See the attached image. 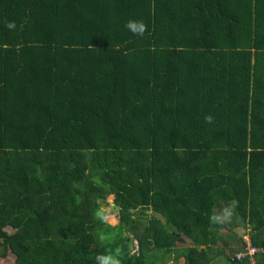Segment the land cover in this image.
I'll use <instances>...</instances> for the list:
<instances>
[{
  "label": "trees",
  "instance_id": "16d2710c",
  "mask_svg": "<svg viewBox=\"0 0 264 264\" xmlns=\"http://www.w3.org/2000/svg\"><path fill=\"white\" fill-rule=\"evenodd\" d=\"M232 203L238 236L209 221ZM118 246L264 264V0H0V259Z\"/></svg>",
  "mask_w": 264,
  "mask_h": 264
},
{
  "label": "clouds",
  "instance_id": "9594fccd",
  "mask_svg": "<svg viewBox=\"0 0 264 264\" xmlns=\"http://www.w3.org/2000/svg\"><path fill=\"white\" fill-rule=\"evenodd\" d=\"M6 27L9 30H13L15 29L16 25L14 22H8L6 24ZM125 28L134 36H142L147 30V25L142 20L128 19L125 23ZM207 119L209 120V122L211 121V117H207ZM233 214L234 203L224 204L221 209H212L209 216V221L212 224H224L231 220ZM97 215L102 220H104V222H109L108 216L103 212H98ZM97 238L102 245L106 243L110 244L113 241V236L105 232H98ZM123 255V251L119 246L115 247L114 249L106 248L104 252L95 255V264H122Z\"/></svg>",
  "mask_w": 264,
  "mask_h": 264
},
{
  "label": "rangeland",
  "instance_id": "374dc122",
  "mask_svg": "<svg viewBox=\"0 0 264 264\" xmlns=\"http://www.w3.org/2000/svg\"><path fill=\"white\" fill-rule=\"evenodd\" d=\"M113 202V196L110 195L107 200L106 203L103 204L102 209L106 212V215L109 218V222L112 225H117L119 218H118V212L114 209V206L112 204ZM234 221V220H233ZM233 221L232 219L224 224H219L218 230L219 233H222V235L225 234H232V235H236L238 236V234L241 235L242 232V227L241 228H234L233 225ZM144 229V225H141L138 229H136L137 232L142 231ZM248 230V229H247ZM246 230V232H247ZM247 233H245L244 236L247 237ZM245 237V238H246ZM233 243L230 242V245H232ZM220 247V246H219ZM217 250V249H216ZM148 255V260L153 261L152 264H182V258L180 259H175L174 255L172 253H163V252H158L156 250L151 251L150 253L147 254ZM225 256L224 255H215L214 258H212V260H210V264H223L225 263ZM12 258H8L7 260H5L3 262L2 259H0V264H5V262H10Z\"/></svg>",
  "mask_w": 264,
  "mask_h": 264
},
{
  "label": "built area",
  "instance_id": "2783aa9c",
  "mask_svg": "<svg viewBox=\"0 0 264 264\" xmlns=\"http://www.w3.org/2000/svg\"><path fill=\"white\" fill-rule=\"evenodd\" d=\"M257 251V248L256 247H253L249 242H248V245L246 247V251L245 252H240L236 255V258H241V257H244L245 255H248L250 260H252V255ZM252 264H255L253 261H252Z\"/></svg>",
  "mask_w": 264,
  "mask_h": 264
},
{
  "label": "water",
  "instance_id": "95a60500",
  "mask_svg": "<svg viewBox=\"0 0 264 264\" xmlns=\"http://www.w3.org/2000/svg\"><path fill=\"white\" fill-rule=\"evenodd\" d=\"M113 204V206H114V209L118 212V210H119V206L118 205H115L114 203H112Z\"/></svg>",
  "mask_w": 264,
  "mask_h": 264
}]
</instances>
